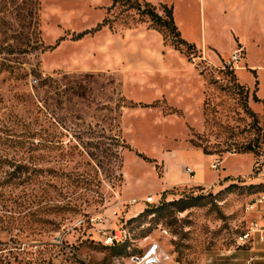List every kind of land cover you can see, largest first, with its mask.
I'll use <instances>...</instances> for the list:
<instances>
[{
	"label": "rangeland",
	"instance_id": "1",
	"mask_svg": "<svg viewBox=\"0 0 264 264\" xmlns=\"http://www.w3.org/2000/svg\"><path fill=\"white\" fill-rule=\"evenodd\" d=\"M250 5L0 0V264H264L261 232L241 240L264 231V74L219 62L251 43Z\"/></svg>",
	"mask_w": 264,
	"mask_h": 264
},
{
	"label": "crops",
	"instance_id": "2",
	"mask_svg": "<svg viewBox=\"0 0 264 264\" xmlns=\"http://www.w3.org/2000/svg\"><path fill=\"white\" fill-rule=\"evenodd\" d=\"M251 5H250V13L247 18V27L250 30L252 34V40L251 43H244V44H238L237 47H235L228 55L222 56V59L219 60L221 64L229 61L233 54L239 50H243V60L246 64V66L252 70L255 74L257 79H259L260 74H264V0H250ZM239 64H235V73L236 70L239 68ZM244 68V67H243ZM237 76V74H236ZM238 78V76H237ZM264 102V99H261ZM197 152H199L203 157L207 156L203 153L202 150L200 149H195ZM237 155V154H236ZM173 155H171L172 157ZM212 157V156H210ZM213 158V157H212ZM185 165H190V167H194V169L202 168L201 164H187V163H182L180 166V170L183 169ZM264 167V166H263ZM178 168V167H177ZM165 169L167 170V175L169 176L168 179V184L166 188L171 187L172 185H177V180H175L172 177V169L169 168L167 164H165ZM200 170V169H199ZM171 174V176H170ZM261 177L258 179V181H264V172H261L260 174ZM195 177V176H194ZM195 179V178H194ZM195 183L198 186H204L208 188H216L214 185H207L205 180L203 179V175H198L196 176ZM165 190V189H164ZM162 190V191H164ZM135 211L137 210V207L135 208ZM248 264V262H247Z\"/></svg>",
	"mask_w": 264,
	"mask_h": 264
},
{
	"label": "trees",
	"instance_id": "3",
	"mask_svg": "<svg viewBox=\"0 0 264 264\" xmlns=\"http://www.w3.org/2000/svg\"><path fill=\"white\" fill-rule=\"evenodd\" d=\"M121 1H124V0H113V7L116 6L117 4H119ZM126 1H130V0H126ZM146 5L151 6V4L148 2H146ZM151 7H153V6H151ZM131 9L139 11L141 13V15H143V16H148L151 19L153 25L155 26V30H157L158 32L163 33V31L166 30V31L170 32V34L173 35L175 38L180 39L181 44L189 46V48L191 50L194 49V45L189 44L184 39H182L181 32L179 31V28L177 27V25L175 23L174 13H173L172 8H169L166 5L163 6L166 18H164L162 15H160L157 12L155 7L153 8V10H150L149 12L142 11L141 10L142 8L139 4L137 6L131 7ZM106 22H107V20L104 21V23L101 25V27L107 26L108 24ZM256 100L259 101L257 98H256ZM244 111L253 118L254 129L256 131L260 132L261 129L259 128V122H258V119L256 117V114H254L253 112L250 111V108L248 107V105L244 107ZM242 148L244 150L242 153H254L257 156H259L258 152L255 150V146L253 144H249L247 147L243 146ZM176 207L179 209V212H183V211H186L188 209L189 204L187 201L182 200L179 202H173V203L169 204V206L167 208H176ZM163 209L164 208H162L161 210H163ZM161 210H158V211H161Z\"/></svg>",
	"mask_w": 264,
	"mask_h": 264
},
{
	"label": "built area",
	"instance_id": "4",
	"mask_svg": "<svg viewBox=\"0 0 264 264\" xmlns=\"http://www.w3.org/2000/svg\"><path fill=\"white\" fill-rule=\"evenodd\" d=\"M243 58H244L243 50L239 49L233 54L232 58L229 61L225 62V67H228L232 70H235V64H239L243 60ZM232 156H236V153L233 152ZM222 164H223L222 160L216 159V160H214L213 164L211 165V169L219 172ZM184 172L190 178H194L195 173H196L195 169L192 167H189V166L185 167ZM140 202L141 201L134 199L130 202V204L131 205H137ZM142 203H144L145 205H153L155 203V199L153 197H148L144 201H142ZM259 205H264V196H262V198L260 200H258L256 204H254L252 206V210H255L256 208H258ZM263 213H264V208H263ZM256 228H258V225H255L252 228L251 232L249 234L244 235V237H242L241 240L242 241H249L250 238L252 237L253 233L261 232L260 238H261V241H264V231L258 230ZM126 237H127V234L124 231H113L109 236H107L105 238L103 244L106 247H113L117 244L123 243L126 240ZM252 262H253V259H250L248 261V264H252Z\"/></svg>",
	"mask_w": 264,
	"mask_h": 264
}]
</instances>
